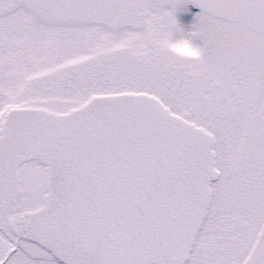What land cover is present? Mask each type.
Returning a JSON list of instances; mask_svg holds the SVG:
<instances>
[{
  "label": "snow or ice",
  "instance_id": "6c2138e0",
  "mask_svg": "<svg viewBox=\"0 0 264 264\" xmlns=\"http://www.w3.org/2000/svg\"><path fill=\"white\" fill-rule=\"evenodd\" d=\"M0 264H264V0H0Z\"/></svg>",
  "mask_w": 264,
  "mask_h": 264
},
{
  "label": "clouds",
  "instance_id": "9594fccd",
  "mask_svg": "<svg viewBox=\"0 0 264 264\" xmlns=\"http://www.w3.org/2000/svg\"><path fill=\"white\" fill-rule=\"evenodd\" d=\"M161 46L165 52L178 62H188L199 59L201 50L199 46L194 45L187 34H181L179 38H164Z\"/></svg>",
  "mask_w": 264,
  "mask_h": 264
},
{
  "label": "rangeland",
  "instance_id": "374dc122",
  "mask_svg": "<svg viewBox=\"0 0 264 264\" xmlns=\"http://www.w3.org/2000/svg\"><path fill=\"white\" fill-rule=\"evenodd\" d=\"M198 14L199 12L192 10L189 4L184 5L183 7L179 8L175 13V18L182 32L175 33L173 36H177L179 38V36L181 34H184L185 32L187 34L189 32L194 31L192 26L195 24L194 18ZM193 43L194 45H196L195 40H193Z\"/></svg>",
  "mask_w": 264,
  "mask_h": 264
},
{
  "label": "flooded vegetation",
  "instance_id": "af4514ba",
  "mask_svg": "<svg viewBox=\"0 0 264 264\" xmlns=\"http://www.w3.org/2000/svg\"><path fill=\"white\" fill-rule=\"evenodd\" d=\"M190 8H191L192 10H195V11H197V12H200V10L196 9L195 7H193V6H191V5H190ZM184 34H186V32H185ZM173 38L175 39V38H178V37H177V36H173ZM195 44H196V46H200V41H199L198 39H196V40H195Z\"/></svg>",
  "mask_w": 264,
  "mask_h": 264
},
{
  "label": "water",
  "instance_id": "95a60500",
  "mask_svg": "<svg viewBox=\"0 0 264 264\" xmlns=\"http://www.w3.org/2000/svg\"><path fill=\"white\" fill-rule=\"evenodd\" d=\"M194 6V5H193ZM195 7V6H194ZM197 8V7H196ZM199 9V8H198ZM200 10V9H199Z\"/></svg>",
  "mask_w": 264,
  "mask_h": 264
}]
</instances>
